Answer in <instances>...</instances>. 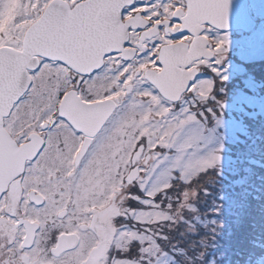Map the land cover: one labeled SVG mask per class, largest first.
Segmentation results:
<instances>
[{
  "label": "rangeland",
  "instance_id": "rangeland-1",
  "mask_svg": "<svg viewBox=\"0 0 264 264\" xmlns=\"http://www.w3.org/2000/svg\"><path fill=\"white\" fill-rule=\"evenodd\" d=\"M42 1L0 0V46L20 48L22 35L39 16ZM249 10L255 21L250 32L222 36L226 39H221L219 70L227 79L207 76L215 80L208 98L198 101L186 92L173 104L157 95L158 103L153 104L150 96L142 94L154 91L144 84L135 86L134 81L135 93L126 95L99 135L104 148L99 155L94 148L84 168L79 166L78 174L86 177L78 183L92 189L94 203L101 207L109 198L110 215L118 213L124 220L125 251L118 264H204L208 258L213 264H248L249 258L242 261L236 251L250 244L245 239L256 226L252 214V226L243 221L252 184H261L255 181L260 167L254 162L259 157L264 162L260 143L264 136L260 116L264 110V0H249ZM63 79L60 69L48 65L37 70L33 84L37 90L42 85L61 88ZM32 93L30 87L23 100H29ZM165 107L168 112L157 115ZM185 107L187 113L181 111ZM189 114L195 119L187 120ZM22 121H28L27 108L19 119L4 118V127L16 140H24L33 130L48 140L53 132L38 125L29 128ZM169 129L174 146L152 149L150 143ZM193 134L199 138L193 140ZM57 137L73 135L64 130ZM179 143L190 146L184 149L180 167L174 169L171 161L180 155L175 146ZM120 149H124L122 159ZM190 158L213 162L186 170ZM117 193V199H110Z\"/></svg>",
  "mask_w": 264,
  "mask_h": 264
},
{
  "label": "snow or ice",
  "instance_id": "snow-or-ice-1",
  "mask_svg": "<svg viewBox=\"0 0 264 264\" xmlns=\"http://www.w3.org/2000/svg\"><path fill=\"white\" fill-rule=\"evenodd\" d=\"M61 3H64V0H61ZM70 3L72 5L70 9L67 3H64L66 11L54 10L47 20L37 27L30 42L19 48V52L23 55L17 56L11 52L0 51V125H3L5 116H11L13 121L19 119L27 108L28 121H22L25 126L32 128L33 125H38L41 130L53 129V132L48 134L47 145L43 135L35 130L26 137L27 143L35 147V151H28L23 156L25 162L35 161L42 155L43 150L53 145L55 137L64 131L62 125H67L74 136L81 138L79 150L75 153L79 156L80 150L84 149L86 143L84 138L94 131V125L89 122L90 115L96 114L97 123L103 120L107 113L112 112L121 103L120 98L124 95V89L130 88V81L136 76H139L138 82L144 80L150 82L157 93L173 104L186 92L191 93L198 101L210 96L215 80L204 77L201 72L202 67L212 71L214 75L221 76L222 79H227L216 67L223 63L218 58V53L222 48L220 39L226 37H221L215 45L210 46L209 36L205 31L206 28L210 31L212 27H218L223 32L230 27L226 18H217L215 0H186L183 11L181 4H176L174 7L165 5L164 12L170 16V19L164 21L159 20L158 11L149 14V6L144 3L137 5L136 0H70ZM44 8H48V4H45ZM154 17L155 24L149 27ZM161 24L164 25L163 33L158 31ZM138 28L146 31L138 39H130L128 32ZM145 40L152 44L151 49L146 47ZM136 47L141 51H147L148 55L143 63H139L136 72L130 73L129 69L132 65L125 64L124 61L133 58ZM106 61H115L116 69V76L107 86L103 83L104 75L101 71ZM50 63L63 66L68 72L77 74L70 80H65L66 87H70L71 91L46 85H42L39 90L35 88L33 80L37 70L47 67ZM112 67L113 65L109 63V68ZM29 69L31 73L22 85V75ZM94 73L100 80L97 88L98 98L81 99L79 85L88 84L86 78H93ZM28 87L33 88V93L31 98L25 101L23 97ZM142 95L150 96L153 104L158 103L156 94ZM73 100H76L83 109L80 113L81 119L70 115L69 108L72 107ZM45 108L48 109L46 113ZM168 110L165 107L157 112V115H162ZM181 111L187 113L189 110L185 107ZM144 119H147V116ZM186 119L193 120L195 117L189 114ZM176 120L178 124L181 122L179 116ZM11 123L12 121H9V125ZM0 132H3L2 128ZM170 134L171 129L155 143H150V147L172 148L174 141L168 138ZM198 138L193 134V140ZM136 144H139V140H136ZM175 146L180 155L171 161V167L174 169L180 167L184 149L190 145L179 143ZM17 147L23 151L24 146L19 141L14 143L6 141L0 146V153H6L9 148L14 150ZM56 151L59 157L60 150L57 148ZM133 151H136L135 146ZM189 161L184 165L186 170H193L200 165L210 166L213 162L212 159L193 161L191 158ZM19 174L17 171L16 175ZM95 223L94 220L93 224ZM103 223L104 221H101V224ZM64 246L70 247L71 244L65 243ZM109 247L106 238L98 246V251L94 250L96 254L92 264H105ZM60 248L61 243L58 242L53 246L52 252L58 253ZM40 251L42 250L33 249L35 255L31 259L29 254L25 253L22 257L25 264H37ZM3 264H9V260L5 259ZM39 264H52V261L45 262L40 259Z\"/></svg>",
  "mask_w": 264,
  "mask_h": 264
},
{
  "label": "flooded vegetation",
  "instance_id": "flooded-vegetation-1",
  "mask_svg": "<svg viewBox=\"0 0 264 264\" xmlns=\"http://www.w3.org/2000/svg\"><path fill=\"white\" fill-rule=\"evenodd\" d=\"M49 1L51 0L42 1L40 14L44 10V5L48 4ZM64 1L70 8L72 7L70 0ZM246 1L250 14L249 0ZM141 3L149 6V14L158 11L161 21L170 19V16L164 12L165 5L174 7L176 4H181L183 6L182 11L186 7V0H136L137 5ZM155 21L156 18L154 17L149 27H152ZM145 31L146 29L138 28L129 31L128 35L130 39H138ZM158 31L163 33V24ZM205 31L209 36V44L212 46L222 36L241 30L222 32L212 27L210 31L207 28ZM171 38L174 39L175 37ZM144 43L148 49H151L152 44L148 40H145ZM220 43L222 45L221 39ZM129 52L131 53V49ZM147 55V51H141L139 47H136L133 58L124 61L125 64L132 65L129 72H136L139 63H143L147 59ZM218 58L220 59V53H218ZM109 63L113 65L112 68H109ZM49 65L55 66L63 73L64 82L61 89L71 91L70 87H66L65 80H70L72 76L77 74L68 72L66 68L58 64L50 63ZM219 65L216 67L220 69ZM101 71L104 75L103 83L107 86L116 76L115 61H106ZM201 72H203L204 77L214 74L204 67L201 68ZM140 74L142 75V73ZM93 78H86L88 84L81 83L79 85L78 91L82 93L81 99L98 98L97 88L100 80L95 73ZM138 80L139 76L134 77L130 81V88L124 89V95L120 98L121 103L125 101L126 95L135 93L133 90L134 81H137L135 86L144 84L150 87L163 101L169 103L156 92V89L147 80L143 82H138ZM121 103L110 112L100 130L90 138L88 147L84 152L80 151L79 156L75 153L79 150L81 138L74 136L67 125H62L61 128L73 137H57L54 144L43 150L42 155L37 157L35 161L25 162L20 174L8 182L5 191L0 195V264H3L5 259L9 260V264H13V262L14 264H25L22 257L28 253L29 259H31L35 255L33 249L42 250L37 258V264H39L40 259L45 262L51 260L52 264H61V262L64 264H92L96 254L94 250L98 251V246L106 238H108L110 247L105 264H114V261L118 264L117 261L120 257L123 258L125 225L122 216L118 213L116 216L110 215L109 198L104 205L97 206L98 203H94L93 200L92 189L78 183L86 177L85 173L78 174L79 166L84 168L85 161L92 154L91 151L94 148H96L94 154H100L99 150L104 148L105 141L101 140L99 135L122 107ZM36 132L42 134L39 131ZM15 141L22 144L26 138L22 141L15 139ZM44 142L46 145L48 144L45 137ZM68 145L73 146L69 147ZM57 148L60 150L59 157H57ZM47 149L51 151L46 153ZM107 155L108 152L105 156L107 157ZM118 156L120 159L124 158V149L119 150ZM117 198L118 193L110 199L115 200ZM94 220L96 221L95 224H93ZM101 221L104 223L101 224ZM30 235H32V240L27 242L26 239ZM22 242L23 247H21ZM58 242L61 243V248L58 253H53L52 248ZM65 243H70L71 246H64Z\"/></svg>",
  "mask_w": 264,
  "mask_h": 264
},
{
  "label": "water",
  "instance_id": "water-1",
  "mask_svg": "<svg viewBox=\"0 0 264 264\" xmlns=\"http://www.w3.org/2000/svg\"><path fill=\"white\" fill-rule=\"evenodd\" d=\"M215 2L217 5V8H216L217 18L227 19V22L230 25L228 30H242L244 32H250L254 28L255 21L250 17L247 11V1L246 0H215ZM64 3L66 2L64 1ZM64 3H61V0H51L48 2V8L46 9L44 8L40 16L34 22H32L24 31V34L21 40V47L26 46L30 42L33 32L37 29L39 25L43 24L47 20L49 15L54 10H59L60 12H64L67 10L64 7ZM67 6H68V9H70L68 4ZM215 28L219 29L218 27H215ZM0 51L11 52L17 56L23 55V53L19 52V49H14L8 46H1ZM40 58L42 59V57ZM33 63H35V61ZM30 72H31V69H29L26 73L22 75V78H21L22 85L27 81L28 75L30 74ZM163 98L167 100L165 97ZM82 111L83 109H81L80 105L76 103V100H73L72 107L69 108L70 115L75 116L78 119H81L82 117L80 113ZM109 114L110 113H107L104 116V119L99 121L98 123L96 122V114L93 113L90 115L89 122L92 125H94V131L89 136L84 138L86 140V143H85L84 149L80 150L81 152H84L85 149L88 147L90 143V138L93 137L100 130L101 126L104 124ZM4 118H3V125H0V128L3 129V132H0V146H2L6 141H10L13 143L15 142V140L12 139L10 134L4 128ZM31 134L32 133H29L28 136H30ZM21 145L24 146L23 151H21V148L17 147L14 150L12 148H9L6 153H0V195L5 191L8 182L12 178L17 176L16 172L18 171L20 173L23 170V167L25 164L23 156L28 151H33V152L35 151V147H33L32 145H29L27 141L22 143ZM26 240L27 242H31L32 235H30Z\"/></svg>",
  "mask_w": 264,
  "mask_h": 264
},
{
  "label": "trees",
  "instance_id": "trees-1",
  "mask_svg": "<svg viewBox=\"0 0 264 264\" xmlns=\"http://www.w3.org/2000/svg\"><path fill=\"white\" fill-rule=\"evenodd\" d=\"M260 116H262L264 119V110ZM262 136L260 141L261 147L264 146V136ZM262 161L263 159L259 157L258 161L254 162L256 163L255 166L260 167L259 172L255 175L257 177L255 178V181H261V184H252L253 193L249 200V206H247L245 209V220L243 219L244 225L252 226L253 224L251 223V221H255L256 226L253 227L252 232L249 234V236H246L247 238L245 240H250V244L248 246L243 244L241 248L236 251L237 254H239V256L241 257L242 261H245L247 257L249 258L248 264H264V162ZM251 214L253 215L254 220H251L249 218V215ZM242 255H244L245 257ZM204 264H213V262L208 258L207 262Z\"/></svg>",
  "mask_w": 264,
  "mask_h": 264
}]
</instances>
